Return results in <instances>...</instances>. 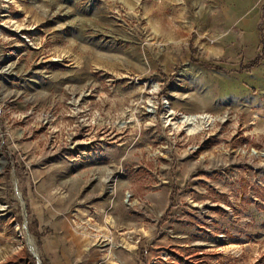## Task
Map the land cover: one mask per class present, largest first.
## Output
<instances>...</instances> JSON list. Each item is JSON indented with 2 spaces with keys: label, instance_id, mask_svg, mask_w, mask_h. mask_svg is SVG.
I'll list each match as a JSON object with an SVG mask.
<instances>
[{
  "label": "rangeland",
  "instance_id": "1",
  "mask_svg": "<svg viewBox=\"0 0 264 264\" xmlns=\"http://www.w3.org/2000/svg\"><path fill=\"white\" fill-rule=\"evenodd\" d=\"M230 2L0 0V264H264V64L236 72Z\"/></svg>",
  "mask_w": 264,
  "mask_h": 264
},
{
  "label": "crops",
  "instance_id": "2",
  "mask_svg": "<svg viewBox=\"0 0 264 264\" xmlns=\"http://www.w3.org/2000/svg\"><path fill=\"white\" fill-rule=\"evenodd\" d=\"M230 3L233 6V0ZM234 10H236L235 13H232ZM227 25L236 28L240 39L239 44L247 43L249 40L255 48L258 47L259 52L260 41L264 44V0L257 5L250 0H244L235 9L232 7L230 16L227 17ZM229 38L235 37L231 35ZM261 61L264 64V58ZM128 226L131 230H136L137 228V225L128 224ZM178 230L173 229L174 238L170 241H184V231ZM163 239L167 241L165 237ZM80 242H83L79 245L80 247L77 246V243H73L72 257L70 260L66 258L65 264L68 261L71 264H169L172 262H169L167 259L168 255L162 252L156 255L151 253L139 255L136 250L137 246L133 242L102 241L100 244H104L107 249L102 248L101 250L98 249L97 241Z\"/></svg>",
  "mask_w": 264,
  "mask_h": 264
},
{
  "label": "trees",
  "instance_id": "3",
  "mask_svg": "<svg viewBox=\"0 0 264 264\" xmlns=\"http://www.w3.org/2000/svg\"><path fill=\"white\" fill-rule=\"evenodd\" d=\"M263 58H264V44L262 41H260L259 52L251 60L247 61L244 64H240L239 67L237 68L236 72L240 73V72L245 71L249 68L258 66ZM209 66L213 67L215 69L221 70V68L219 66H216V65H209Z\"/></svg>",
  "mask_w": 264,
  "mask_h": 264
},
{
  "label": "bare ground",
  "instance_id": "4",
  "mask_svg": "<svg viewBox=\"0 0 264 264\" xmlns=\"http://www.w3.org/2000/svg\"><path fill=\"white\" fill-rule=\"evenodd\" d=\"M169 112L171 113L170 110H169ZM184 119L187 120V121H192V123L195 121V117H192V116H186ZM198 127H199V125L198 124L195 125V123H194V127H192L191 129L189 128V131L190 132L191 131H195V129H197Z\"/></svg>",
  "mask_w": 264,
  "mask_h": 264
},
{
  "label": "water",
  "instance_id": "5",
  "mask_svg": "<svg viewBox=\"0 0 264 264\" xmlns=\"http://www.w3.org/2000/svg\"><path fill=\"white\" fill-rule=\"evenodd\" d=\"M168 114H171L170 112H168Z\"/></svg>",
  "mask_w": 264,
  "mask_h": 264
},
{
  "label": "built area",
  "instance_id": "6",
  "mask_svg": "<svg viewBox=\"0 0 264 264\" xmlns=\"http://www.w3.org/2000/svg\"><path fill=\"white\" fill-rule=\"evenodd\" d=\"M168 112H169V110H168Z\"/></svg>",
  "mask_w": 264,
  "mask_h": 264
}]
</instances>
